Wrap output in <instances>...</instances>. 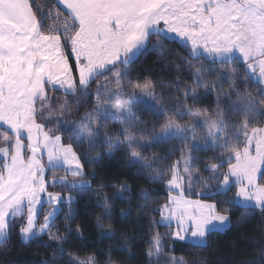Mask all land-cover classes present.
<instances>
[{
	"label": "snow or ice",
	"instance_id": "snow-or-ice-1",
	"mask_svg": "<svg viewBox=\"0 0 264 264\" xmlns=\"http://www.w3.org/2000/svg\"><path fill=\"white\" fill-rule=\"evenodd\" d=\"M176 41L184 54L176 55L173 70L186 75L165 80L133 72L141 56L155 53L159 63L172 51L165 45ZM209 98L214 106L202 103ZM138 106L163 122L141 119ZM262 123L264 0H0V244L15 232L25 243L39 238L53 264L65 255L66 264H100L95 253L82 258L64 247L86 239L82 224L72 226L83 201L88 216L89 208L101 210L95 215L101 238L122 239L104 261L118 264L113 251L133 255L134 238L118 234L113 222L131 218L134 196L145 201L136 205L137 219L159 215L149 221V261L161 258L165 239L173 250L177 242L202 243L210 230L230 225L237 203L251 206L238 223L252 211L264 214ZM169 140L180 143L175 160V145L143 155ZM198 142L212 152L202 165L193 154ZM117 152L137 177L146 174L167 189L163 203L150 199L155 189L134 192L126 179L98 177L100 162ZM194 180L202 187L197 195L208 199L184 198L185 181L191 187ZM117 201L126 204L119 212ZM159 226L167 230H154ZM256 243L258 258L241 264H264V238Z\"/></svg>",
	"mask_w": 264,
	"mask_h": 264
},
{
	"label": "trees",
	"instance_id": "trees-1",
	"mask_svg": "<svg viewBox=\"0 0 264 264\" xmlns=\"http://www.w3.org/2000/svg\"><path fill=\"white\" fill-rule=\"evenodd\" d=\"M36 3H51V0H36ZM63 19V13L61 15ZM156 39V37H153ZM179 42L174 44H166V48H171L172 51H165L163 60L159 63L156 62L157 57L155 53H149L147 56H141L140 60H137L135 64L132 65L133 72H138L141 77L144 78H156L158 76H163L165 80L171 79L177 75H186L183 72H176L173 70L176 64H179L180 61L176 59V55H183L182 45ZM70 53V49L67 50ZM74 62V61H72ZM165 62H170L169 68L165 69L163 67ZM243 76V71L240 73ZM255 85L253 84V87ZM161 86H157V91L160 90ZM225 90L228 88V83L223 84ZM168 91V90H166ZM51 94V93H50ZM174 94V93H173ZM56 95H61L57 93ZM58 100L57 105L62 101ZM166 103H169L166 101ZM204 105L211 103L214 106V98H209L202 102ZM200 105H198L199 107ZM81 114L83 108H81ZM137 115L143 120H161L162 117L157 116L152 110L144 108L143 106H138ZM264 123L258 126H263ZM151 127V124L148 125ZM159 127V125H157ZM0 131H3L0 128ZM67 142V141H65ZM173 145L176 146V154L171 157V160H175L179 155L180 143L176 140H169L163 144H157L149 151L143 153L145 157H151L153 152H156L160 155H163L167 152ZM193 154L201 158V165L208 157L212 155L210 149H206L202 142H198L193 148ZM171 160L169 162H171ZM227 167V164L224 165ZM138 169L131 165L126 164V159L122 153L117 152L115 157L109 159L104 158L100 162V166L97 168L98 177H103L104 180L117 183L119 180H128L130 184H135L133 191L136 192L141 188H152L155 189L151 193L150 199L152 201H158L163 203L167 198L168 191L162 184H152L147 181L146 174L144 176L137 177ZM57 174H63L62 170H59ZM51 175V171H49ZM200 175H209L207 172H201ZM94 182L93 187L96 186ZM261 183H264V180H261ZM50 191H60L59 187L49 188ZM114 189H105V191H113ZM202 190V187L198 181H193L191 187L188 186V182L185 181L184 194L186 197L192 199H208L206 197L198 196ZM235 193V188L232 187L231 191L228 192V196H233ZM127 196V193H125ZM212 199L223 200V197H214ZM145 203L144 199L140 196H134L132 200L133 210L131 218H126L124 221H120L117 218L113 223L117 226V232L123 231L129 237H132L131 244L128 247L131 248L133 255L129 256L127 252L113 251V259L118 261V264H168L166 259L169 255H174L176 258H183L188 262V264H241V262H246L249 260L257 259L255 255L257 250L260 247V244L256 241L264 238V214L259 213L258 211H252V214L247 217L242 222L240 217L246 210H251V207H243L236 205L233 208L231 223L228 228L223 231H211L206 237L203 244H193L189 242H177L175 244L174 250L171 249L168 245L170 241L165 239V247L162 248L160 259L153 257L149 261L148 256L146 255L148 250V240L151 238L152 232L149 231L150 224L149 221L155 217L159 219L158 213L149 212L145 219H137L136 205ZM231 205L222 204L221 207H229ZM44 206V210L46 209ZM123 207H126V204L121 201L116 202L115 211ZM80 215L72 221V226L75 228L76 224H82L84 229L85 240H70L68 244L64 247L72 252L77 253L79 256L86 257L90 254L95 253L96 258L100 261V264H104V261L107 260V253L110 245L118 246L123 241L119 235L113 237L112 239L101 238L99 236V229L95 227V215L101 211L100 209L89 208L87 211L92 212V216L86 214V210L83 207V201L79 208ZM62 216V214H61ZM58 223L60 221H57ZM107 227V224L105 225ZM158 230L163 234L167 229L164 226H159L154 229ZM46 239V237H44ZM83 244V247L80 245ZM52 253L50 249L45 248L42 243H40L39 238L33 237L27 243L22 242L17 234L13 232L11 234V239L4 244H0V264H41L44 260H49V264L52 262ZM68 257L65 255L62 258H58L55 264H66Z\"/></svg>",
	"mask_w": 264,
	"mask_h": 264
},
{
	"label": "crops",
	"instance_id": "crops-1",
	"mask_svg": "<svg viewBox=\"0 0 264 264\" xmlns=\"http://www.w3.org/2000/svg\"><path fill=\"white\" fill-rule=\"evenodd\" d=\"M177 42H179V41H177ZM179 43H181V42H179ZM257 71H259V69H257ZM264 126V125H263ZM254 148H253V153H254ZM45 160H46V156H45ZM233 162H235V161H233ZM227 168V167H226ZM60 170H62L63 171V169H60ZM234 188H235V186H233ZM232 188V187H231ZM235 191H236V188H235ZM173 194L174 195H179L180 193H179V190H174V192H173ZM235 194V193H234ZM183 196H184V198L185 199H187V200H191V201H195V200H199V199H192V198H189V197H186L185 196V194H184V192H183ZM238 205H240L239 203H237ZM240 206H243V207H249L250 206V204L249 203H245V204H243V205H240ZM251 207V206H250ZM174 226V225H173ZM229 227V225H226L223 229H213V230H210V232L211 231H223V230H225L226 228H228ZM205 242V240L202 242V243H199V244H203ZM189 243H193V244H198V243H195V242H192V241H189Z\"/></svg>",
	"mask_w": 264,
	"mask_h": 264
},
{
	"label": "rangeland",
	"instance_id": "rangeland-1",
	"mask_svg": "<svg viewBox=\"0 0 264 264\" xmlns=\"http://www.w3.org/2000/svg\"><path fill=\"white\" fill-rule=\"evenodd\" d=\"M45 115H47V113H45ZM49 127H51V125H49ZM46 206H47V205H46ZM46 209H47V207H46ZM46 209H45V210H46ZM32 238H33V237H32ZM32 238H31V239H32ZM31 239H30V240H31Z\"/></svg>",
	"mask_w": 264,
	"mask_h": 264
}]
</instances>
